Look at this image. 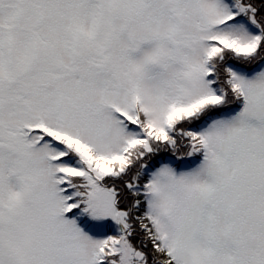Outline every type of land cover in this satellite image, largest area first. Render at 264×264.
<instances>
[{"label":"snow or ice","instance_id":"1","mask_svg":"<svg viewBox=\"0 0 264 264\" xmlns=\"http://www.w3.org/2000/svg\"><path fill=\"white\" fill-rule=\"evenodd\" d=\"M0 264H264V0H0Z\"/></svg>","mask_w":264,"mask_h":264}]
</instances>
